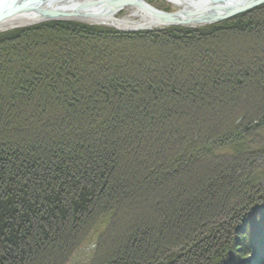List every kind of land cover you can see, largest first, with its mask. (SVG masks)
Listing matches in <instances>:
<instances>
[{"label":"trees","instance_id":"16d2710c","mask_svg":"<svg viewBox=\"0 0 264 264\" xmlns=\"http://www.w3.org/2000/svg\"><path fill=\"white\" fill-rule=\"evenodd\" d=\"M264 264V5L204 27L0 33V264Z\"/></svg>","mask_w":264,"mask_h":264},{"label":"water","instance_id":"95a60500","mask_svg":"<svg viewBox=\"0 0 264 264\" xmlns=\"http://www.w3.org/2000/svg\"><path fill=\"white\" fill-rule=\"evenodd\" d=\"M58 0H0V33L7 30L16 28H24L27 26L38 25V23L49 21H77L81 23L90 24L86 19L89 14L82 13L86 8L105 4L109 7L110 11L116 12L127 6L140 7L146 12H150L154 17L161 19L167 25L159 27H172L190 25L192 27L197 25L215 24L223 22L232 17L238 16L245 12H249L254 8L260 7L264 4V0H201L205 2L202 9H184L179 11L167 12L165 10H158L150 3L149 0H104L93 1L92 3H82L81 6L72 7L69 10L52 8ZM47 6H46V4ZM172 3V2H170ZM38 16L41 19L37 23H27L16 26H10L3 29V25L9 19L16 18L17 16L27 15ZM184 16V17H183ZM183 17V18H182ZM86 21V22H85ZM109 26L108 24L93 23L91 25ZM118 28V27H116ZM156 28V29H159ZM119 29V28H118ZM153 28H128L123 31H150Z\"/></svg>","mask_w":264,"mask_h":264},{"label":"bare ground","instance_id":"6f19581e","mask_svg":"<svg viewBox=\"0 0 264 264\" xmlns=\"http://www.w3.org/2000/svg\"><path fill=\"white\" fill-rule=\"evenodd\" d=\"M93 1H104V0H58L52 8L58 9H71L72 7L81 6L82 3H92ZM168 2H172L176 8L181 9H202L204 7L205 2L203 3L201 0H167ZM46 4V3H45ZM151 5V4H150ZM47 6V4H46ZM153 6V5H152ZM135 8L134 6H127L122 8L119 11L113 12L110 11L109 7L105 6V4H100L98 6H93L90 8H86L82 11V13L89 14L87 17V21L91 23H100V24H108L113 27H118L120 29H128V28H159L161 26L167 25L161 19L154 17L150 12H146L142 10L140 7ZM129 9V11H133L130 16L126 18L118 17L120 11ZM135 17H139L138 21H134ZM184 17V16H183ZM182 17V18H183ZM41 18L34 15L27 16H17L16 18L9 19L3 25V29L8 28L10 26H16L27 23H37Z\"/></svg>","mask_w":264,"mask_h":264},{"label":"rangeland","instance_id":"374dc122","mask_svg":"<svg viewBox=\"0 0 264 264\" xmlns=\"http://www.w3.org/2000/svg\"><path fill=\"white\" fill-rule=\"evenodd\" d=\"M148 3H150L151 5H153V7H155L158 10H165L167 12L181 10V9L176 8L173 3H170L167 0H149ZM262 5H264V4H262ZM129 9L127 8L125 10L120 11L118 17H120V18H126L127 16H130L133 11L130 12ZM133 9H135V8H133ZM138 20H139V17H135L134 18V21H138ZM89 23H90V25L93 24L91 22H89ZM205 25H211V24H205ZM205 25H199V26L197 25V27H204ZM107 27L114 28L116 31L118 30V31L126 32V31H123L124 29H120V28L118 29V28L113 27V26H110V25L107 26ZM179 27H187V28H193L194 29V27H196V26L192 27L190 25H183V26H179ZM153 29L158 30L156 28H153ZM153 29H150V30H153ZM139 31H146V30H139ZM139 31H128V32H139ZM94 249H95L94 243L93 244H90V245L83 246L82 249L79 250L73 256L71 264H88L89 261H90V259H91V255L93 254Z\"/></svg>","mask_w":264,"mask_h":264}]
</instances>
